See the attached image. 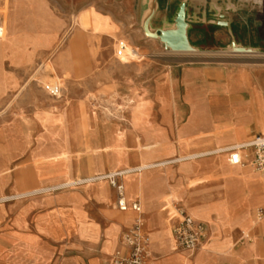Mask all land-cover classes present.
<instances>
[{"label":"crops","instance_id":"obj_1","mask_svg":"<svg viewBox=\"0 0 264 264\" xmlns=\"http://www.w3.org/2000/svg\"><path fill=\"white\" fill-rule=\"evenodd\" d=\"M72 1L8 0L0 21V264H112L137 222L147 264H264V175L223 152L264 136V61L177 60V9L211 24L190 0ZM44 62L63 83L46 95ZM178 210L206 227L196 251L175 248Z\"/></svg>","mask_w":264,"mask_h":264},{"label":"rangeland","instance_id":"obj_2","mask_svg":"<svg viewBox=\"0 0 264 264\" xmlns=\"http://www.w3.org/2000/svg\"><path fill=\"white\" fill-rule=\"evenodd\" d=\"M9 5L8 0L0 2L1 22L5 21L4 17ZM76 5L77 2L72 0H31L30 2L33 12L50 11L59 16L70 15ZM177 5L178 2L175 7ZM189 10L191 14H196L197 18L205 16L206 21H210L211 24L187 22L186 38L190 48L189 51L179 53L177 60L221 63L264 61V0H207L206 3L204 0H190ZM3 27L0 28L1 38L5 36ZM122 44L125 45L124 42H114V57L129 60L131 57L126 50L120 52L119 46ZM249 52L263 57L251 58L247 55ZM137 55L139 57V54ZM42 65L45 70L43 78L42 75L40 76L39 68H36L33 75L30 84L33 91L38 90L46 95L44 87L53 88L55 83L63 88V83L57 81L49 64L44 62ZM50 74H52L51 79ZM8 113L9 108L0 116H6Z\"/></svg>","mask_w":264,"mask_h":264},{"label":"built area","instance_id":"obj_3","mask_svg":"<svg viewBox=\"0 0 264 264\" xmlns=\"http://www.w3.org/2000/svg\"><path fill=\"white\" fill-rule=\"evenodd\" d=\"M120 52H123L124 46H119ZM54 89V93H56ZM244 150L247 152L245 162H242L238 151ZM228 154V162L233 166L243 165L252 171L264 175V136H257L250 142L230 148L223 151ZM120 174H115L109 178L114 179ZM118 195L117 206L120 210H125L124 203L121 199L122 187L114 184ZM132 209L139 211L137 205ZM259 216H263V212H258ZM179 221L173 226L171 236L178 250L196 251L200 248L201 243L205 239L206 227L201 222L194 220L187 215L183 210H178ZM121 242L124 248L128 250L126 257L119 252H115L112 256V264H147L148 258V239L141 233L140 223H136L130 230L125 232L121 237Z\"/></svg>","mask_w":264,"mask_h":264},{"label":"water","instance_id":"obj_4","mask_svg":"<svg viewBox=\"0 0 264 264\" xmlns=\"http://www.w3.org/2000/svg\"><path fill=\"white\" fill-rule=\"evenodd\" d=\"M175 33L170 36L167 32H161L160 39L176 51H189L187 42V23L184 21V7L180 6L176 12Z\"/></svg>","mask_w":264,"mask_h":264},{"label":"bare ground","instance_id":"obj_5","mask_svg":"<svg viewBox=\"0 0 264 264\" xmlns=\"http://www.w3.org/2000/svg\"><path fill=\"white\" fill-rule=\"evenodd\" d=\"M1 38V36H0ZM126 51L128 52V55L131 57V58H137L136 54L134 52H132L131 50L127 49L126 48ZM121 54V53H120ZM247 55H258L256 53H247ZM26 85V84H25ZM25 87V86H24Z\"/></svg>","mask_w":264,"mask_h":264}]
</instances>
